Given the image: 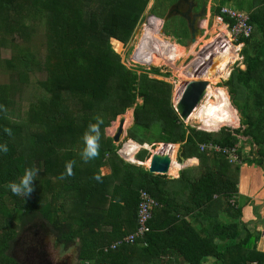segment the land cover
Segmentation results:
<instances>
[{"label": "trees", "instance_id": "16d2710c", "mask_svg": "<svg viewBox=\"0 0 264 264\" xmlns=\"http://www.w3.org/2000/svg\"><path fill=\"white\" fill-rule=\"evenodd\" d=\"M226 1L218 0L213 15ZM148 2L0 0V46L14 52L3 60L10 80L0 84V143L9 148L0 154V264H23L13 252L21 245L22 232L34 228L45 229L59 248L76 247L77 264H264V252L257 249L259 235L245 226L241 209L232 202L238 193V165L231 172L227 155L200 150L206 142L237 146L238 135L260 150L264 146V3L250 1L247 14L253 31L235 42L243 43L245 68L235 66L219 83L227 88L244 128L206 131L184 123L172 103V85L150 76L168 72L151 67L137 73L116 52L141 21L154 23L164 17L157 0L145 12ZM171 19L179 21L178 29H166L168 20L166 33L186 45L190 39L186 21L179 16ZM39 36L40 49L35 43ZM159 53L155 59L151 53L149 60L159 62ZM34 73L44 74L34 100L17 110L14 98ZM129 108L133 125L126 139L140 145L180 144V157L198 158L200 172L193 176L191 169H183L171 180L125 161L118 153L120 144L105 129ZM196 117L203 128H218L198 113ZM91 123L99 124L100 149L96 158L84 162L82 137ZM5 129H11V135ZM129 146L132 160L138 145ZM149 155L141 148L135 158L143 162ZM69 161H75L71 174L66 168ZM104 166L109 167L108 174H102ZM30 167L39 169L33 192L24 199L14 196L7 184ZM173 182L181 185V198L170 193ZM140 190L160 205L153 209L150 231L133 243L105 250L135 231ZM220 214L230 220L223 222Z\"/></svg>", "mask_w": 264, "mask_h": 264}, {"label": "rangeland", "instance_id": "374dc122", "mask_svg": "<svg viewBox=\"0 0 264 264\" xmlns=\"http://www.w3.org/2000/svg\"><path fill=\"white\" fill-rule=\"evenodd\" d=\"M155 1L156 0H149L146 6L145 12H148L152 8ZM176 1L177 0H157V2L160 3L161 7L164 9L165 13L168 11L169 7ZM213 3L214 2L210 0L206 1L208 12H206V18L202 21V25H201L202 33H201V36L197 39V41L194 43V45L191 47L189 53L185 52L184 47L186 45L178 44L175 41L173 35H171L170 33L168 34L166 33V29L176 32L179 26L178 25L179 21L171 22L172 19L171 20L169 19V22H167V25H166V29H164V25H163L161 30L153 26V24L160 22L163 18L154 23H148L145 21H141L138 24L136 30L134 31L130 41L127 44L121 43V49L119 51L115 50V46L112 43V39H111V45L114 51H116L120 55L121 60L124 62V64L128 68H132L133 70H135L137 73H140L144 69L148 70L151 67H157L163 73L168 72L169 75H166V76H159V75H153V74H151L150 76L158 78V79H163L172 85V103H176L179 100L183 81H186V80L188 81L191 79H198V78H201L204 80L207 79L209 81V86L207 88L209 92H215L220 88H223V90L226 92L227 88L224 86H219V83L227 79L226 78L228 75L227 72H230L232 70L231 68H234L235 66L241 67L243 65L242 55H241V49L243 47V43L235 44L233 42L232 45L229 44L230 35L227 33L226 29L224 28V25L215 21L214 17L209 16V11H210L209 8L213 5ZM251 4L252 3H250V0H231V1H228L225 5L235 10L240 9L243 12L248 13L249 12L248 9L250 8ZM14 40H15L14 41L15 44L20 45V41L18 40V38H15ZM156 40L162 41V44L159 42H156ZM42 41H43L42 36H39L37 38V41H35V43L38 46L37 48L40 49V47L42 46L40 42ZM152 44H154V47H152ZM179 48H182L181 49L183 50L182 53L178 52ZM204 50L209 51V52L215 50V53H220L221 60L218 63V72L215 74H211L209 76H207L206 73L200 74V72H195V73H192V75H189L188 70L193 68V65H190L193 62V60L185 63L186 57L188 55H192L197 58L200 56V53ZM159 51L161 52L159 53ZM151 53L153 54L154 59H155V56L159 53L160 61L156 63L151 62L149 60ZM12 54H14V52L10 46H2V45L0 46V84L8 83L10 80V74L7 73V71L5 70L4 65H3V60L10 58ZM144 54H146L147 60H145ZM212 57H214V54L209 59H206L208 58V55H206V57L203 56L199 58L198 60H195V62H200L202 60L200 64L206 67L210 64ZM225 66L227 67L224 70H222ZM43 77H44V74H41V73H34L30 75L31 83H29L24 88V90L20 94H18V96H15L14 98L15 100L14 102L16 103L14 105L15 109L18 110L21 108L22 109L27 108L29 103L34 100L33 98L37 91V82ZM12 78H15V76L13 75ZM226 93L224 94V97L228 96V99H229V95ZM213 99H215L214 101H216V97H214L212 94H209L207 92L206 97L202 100L200 107L196 108L195 112L194 111L192 112L186 124L202 129L203 125L201 124V122H199L198 118L196 117L197 113L202 118H206L208 114V110L205 108L204 102L205 103L209 101L214 102L212 101ZM228 99H222L223 101L218 108V111L221 114L228 112ZM137 102H140V99H138ZM129 115H130V118H128ZM120 116L121 115L116 117V119L113 122H111V125L105 129V132L108 133V136L112 137L114 135L116 128L118 126V123H119L118 119ZM132 125H133L132 108H129L125 112L124 133L120 139V142L118 143L120 144L119 152L124 160L129 159L127 154L130 152L131 147L129 145L132 142V140L126 139L125 137H126L127 130ZM215 126L218 127L217 128L218 130L221 127H224V126L226 127L227 125H221V126L215 125ZM227 127H231V125ZM207 130H213V129H207ZM143 145H138V148L135 149V153H137L141 148L147 149L149 151L150 153L149 157L145 161H143L145 162V165H146V161L148 160L147 166L149 165V161H150V157L152 153L158 152V151L164 152L165 148H167L168 146V145L167 146L162 145L160 143H155L152 145L147 144L146 145L147 147H143ZM177 145L179 147H177ZM177 145H175V149L172 155L169 153L172 157V160L174 159L176 160L180 158V144H177ZM177 149H178L179 154H177V157H174L175 151ZM131 161H133V158ZM102 172L107 173L108 169L105 170V168L102 167ZM253 220H254L253 218H248V217L241 218V221L245 224V226L248 229L251 230V232L253 231L252 229L255 228V222ZM29 234L30 233L26 232L25 236H28ZM48 239L49 241H47L46 247L52 251L51 253L55 254L56 259L59 261H68L69 259L70 264H71L72 260L70 259L71 257L75 255L74 253L75 248L71 250L74 255L72 253H69L73 256H69L70 258L68 257V259H66V257L63 258L62 256L63 253L61 252L58 253L56 251L57 248L53 246L52 239L51 238H48ZM253 240H254V237L252 241ZM14 253H16V255L19 257L18 251L14 250Z\"/></svg>", "mask_w": 264, "mask_h": 264}, {"label": "crops", "instance_id": "0c3cea01", "mask_svg": "<svg viewBox=\"0 0 264 264\" xmlns=\"http://www.w3.org/2000/svg\"><path fill=\"white\" fill-rule=\"evenodd\" d=\"M210 1L214 2L211 7L209 6L210 7L209 16L213 17L214 6L216 5V3H218V0L216 1L210 0ZM260 1L264 3V0H260ZM227 2L228 1H226V3ZM203 4H206V3H203ZM225 4L223 6H226ZM238 11H242V10H238ZM206 12H208L207 7H206ZM225 68L226 67H224L222 70H224ZM240 68L244 69L245 68L244 64ZM227 74H226L227 75L226 78H228L230 72H227ZM228 102L231 108L234 110L235 117H236V123L228 128L230 129H238L240 127L244 128V126H241L240 124L241 116L238 110L231 104L230 99H228ZM227 126H230V125H227ZM206 131H217V129L216 130H206ZM105 133L108 136V133L107 132ZM237 137L240 139L237 144V148H238L237 153H238L239 162L238 163L230 162L231 165L229 167L231 172L234 166L238 165L239 167L238 182H237L238 193L236 194V196H234L232 202L235 203L236 207H239L241 209L242 218L248 217V218L254 219L253 221L255 222V228L253 229L251 228V229L253 230L252 232L254 233L256 232L259 235V240L257 242V249L264 252V146H262V149L260 150V148L256 144H253L250 142L248 137L241 136V135H238ZM132 142L136 143L133 140ZM136 144L140 145L138 143ZM160 144L164 145L163 143H160ZM144 145H147V144H144ZM175 145L177 144H168L167 148H165V151L169 152L172 155L175 149ZM177 147L179 146L177 145ZM118 153L121 156L119 150H118ZM134 153L135 151L133 152V161H131L130 159H125V161H128L133 164L142 165L145 168H147V165H145V162L138 161L135 158L136 153L135 154ZM177 154H179L178 149L175 151L174 157H177ZM171 160H172V157H171ZM199 163L200 161L196 157H190L186 159L183 157H180L176 160L174 159L171 161V166L166 176L171 180H175L179 177L180 171L183 169H191V175L193 176L197 175L201 170ZM103 168H105V170L108 169V172L103 173L102 168H101L102 174H108L110 172V169L108 166H104ZM168 189L172 195L178 194L179 197L181 198L182 196L181 185L173 182L168 186ZM184 194H186V192H184ZM219 218L223 222L224 221L227 222L230 220V218L227 217L226 214H220ZM73 249L75 251L74 252L75 255L71 251ZM59 251L63 253L62 256L63 258L66 257V259H68L69 256L74 255L70 259L72 260L71 264L78 263V255H77L76 247L72 246V247L65 248V249L60 248ZM69 253H72L73 255ZM95 264H99V263H95Z\"/></svg>", "mask_w": 264, "mask_h": 264}, {"label": "water", "instance_id": "95a60500", "mask_svg": "<svg viewBox=\"0 0 264 264\" xmlns=\"http://www.w3.org/2000/svg\"><path fill=\"white\" fill-rule=\"evenodd\" d=\"M196 7L197 4L195 3V0H177L169 7L163 19L160 22L153 24L154 27L161 30L164 23L167 22L170 18L174 16H179L183 18L186 21V25L190 33L189 42L184 47L186 53L190 52L191 47L201 36L202 33L201 22L206 18L207 5L203 4L198 12L194 11ZM220 60H221L220 53H214V57H212V60L205 71L207 76L218 72V63ZM200 62H195L194 64H191L193 65V68L188 70L189 75L195 73L194 70L197 68V66L201 65ZM208 86H209V81L207 79L206 80L191 79L183 82L180 91L179 100L176 103H173V106L178 116L181 118V120L184 123L187 122L192 112L199 107L202 100L206 97ZM118 120H119L118 126L116 128L114 135L112 136L113 142L115 144H118L120 142V139L124 133L125 113L121 114ZM202 129L207 130L204 128ZM163 144L165 146L168 145L167 143H163ZM170 166H171V157L169 152L158 151L151 154L147 169L149 172L154 174L166 175L169 172ZM13 256L15 258H18V256L14 252H13Z\"/></svg>", "mask_w": 264, "mask_h": 264}, {"label": "built area", "instance_id": "2783aa9c", "mask_svg": "<svg viewBox=\"0 0 264 264\" xmlns=\"http://www.w3.org/2000/svg\"><path fill=\"white\" fill-rule=\"evenodd\" d=\"M215 21L224 25L227 33L230 35L229 44L232 45L240 37H249L253 31V26L249 23L248 14L237 11L233 8L223 6L219 14L213 15ZM227 18V20H225ZM237 146H222L214 142H206L200 145L201 151L220 152L228 156L229 162L238 163ZM159 203L145 190H140L138 210H137V227L135 231L126 234L122 238L112 243L107 249H116L123 244H130L135 240L141 239L150 231L148 225L153 215V209L159 207ZM106 264V263H99Z\"/></svg>", "mask_w": 264, "mask_h": 264}, {"label": "flooded vegetation", "instance_id": "af4514ba", "mask_svg": "<svg viewBox=\"0 0 264 264\" xmlns=\"http://www.w3.org/2000/svg\"><path fill=\"white\" fill-rule=\"evenodd\" d=\"M195 3L197 4V7L194 9V11H199V9L202 7L203 3H199V1L195 0ZM202 25V22H201ZM215 53V50L213 51H202L200 53L199 57H194L192 55H188L185 59V63L193 60L191 64L195 63V60H198L199 58L206 57L208 55L209 59L213 54ZM190 64V65H191ZM189 66V65H188ZM203 68V69H201ZM207 66L204 67L202 65L197 66V68L194 70V72H200V74H204ZM201 79V78H198ZM195 79V80H198ZM187 81V80H186ZM184 82V81H183ZM201 105V104H200ZM199 105V107H200ZM27 233H30L28 236H25ZM22 242L21 245H17L15 248L19 254V259L23 264H70V261H59L56 259L55 254L51 253L52 251L48 249L47 241H49L48 238L52 239L53 246L56 249V251L59 253L60 248L58 246H55L54 238L50 233H48L45 229L39 230V229H30V230H24L21 234ZM48 237V238H47Z\"/></svg>", "mask_w": 264, "mask_h": 264}, {"label": "clouds", "instance_id": "9594fccd", "mask_svg": "<svg viewBox=\"0 0 264 264\" xmlns=\"http://www.w3.org/2000/svg\"><path fill=\"white\" fill-rule=\"evenodd\" d=\"M5 132L8 135H11V129H5ZM100 139L101 132L99 124H89L82 137L84 147L80 152V157L84 162H88L89 160H92L98 156L100 149ZM8 151V145L6 143H0V154H7ZM74 163L75 161H69L66 164L69 174H71V169ZM38 175L39 169L36 167L25 168L23 174L18 178V180L10 181L7 184V188L14 196L24 199L33 192V182L37 179Z\"/></svg>", "mask_w": 264, "mask_h": 264}, {"label": "bare ground", "instance_id": "6f19581e", "mask_svg": "<svg viewBox=\"0 0 264 264\" xmlns=\"http://www.w3.org/2000/svg\"><path fill=\"white\" fill-rule=\"evenodd\" d=\"M225 93L226 92L223 89L221 90L218 89L215 92H209V94H212L214 97H216V101H214L215 99H213L212 101L214 102H211V101L206 102V103L204 102L205 104L204 106L208 110V114L206 118L212 121V123H214L215 125L220 122H225L227 124H230L231 120H236L234 110L229 106V104H228L227 113L221 114L218 111V108L223 101L222 99H228V96L224 97Z\"/></svg>", "mask_w": 264, "mask_h": 264}]
</instances>
